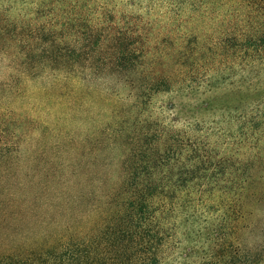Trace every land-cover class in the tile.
<instances>
[{
	"label": "trees",
	"instance_id": "obj_1",
	"mask_svg": "<svg viewBox=\"0 0 264 264\" xmlns=\"http://www.w3.org/2000/svg\"><path fill=\"white\" fill-rule=\"evenodd\" d=\"M48 1L14 60L52 121L0 115V264H264V104L227 133L155 101L264 79V0Z\"/></svg>",
	"mask_w": 264,
	"mask_h": 264
},
{
	"label": "rangeland",
	"instance_id": "obj_2",
	"mask_svg": "<svg viewBox=\"0 0 264 264\" xmlns=\"http://www.w3.org/2000/svg\"><path fill=\"white\" fill-rule=\"evenodd\" d=\"M131 2L134 4V14L140 15L144 22L157 20L151 7L153 2L158 4L156 0ZM48 6V0H0V115L13 114L17 117V123L14 124L17 129L30 128L33 120L35 126L31 129V138L41 134L40 128L52 121L51 112L46 111L47 96L39 92L48 85L42 79L21 77L19 62L14 58L17 41H23L25 37L30 43L34 30L46 24ZM33 42L31 49L35 48ZM10 81L14 88L21 90L17 98L3 88ZM155 101L156 106H171L170 111H164L165 116H172L178 126L183 123L206 125L228 133L235 130L240 115L254 112L264 104V79L253 84L239 79L234 84H218L197 91L160 95ZM21 119L25 121L21 122ZM108 156L117 158V153ZM257 210L253 226L258 240L264 243V200ZM244 238L251 243V236ZM201 257V252L193 254L183 264H198Z\"/></svg>",
	"mask_w": 264,
	"mask_h": 264
}]
</instances>
